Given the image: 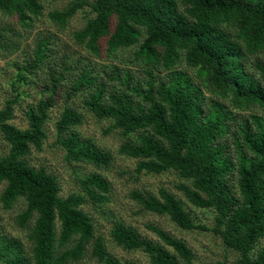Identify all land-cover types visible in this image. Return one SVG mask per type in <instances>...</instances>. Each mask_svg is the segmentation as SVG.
I'll return each mask as SVG.
<instances>
[{"label":"trees","instance_id":"16d2710c","mask_svg":"<svg viewBox=\"0 0 264 264\" xmlns=\"http://www.w3.org/2000/svg\"><path fill=\"white\" fill-rule=\"evenodd\" d=\"M84 7L92 17L73 32V42L97 58L102 50L110 57L136 48L145 78L134 82L128 71L122 78L113 67L107 78L118 85L108 86L84 66L67 99L85 93L83 107L119 131L117 153L137 160L136 174L174 172L184 199L213 212L208 230L238 254L236 264H264V0H74L48 18L63 29ZM41 12L38 0H0V14L15 16L25 27ZM46 45L40 43L32 61L18 68V84H29L27 74L45 60ZM61 80L50 74V83L42 86L46 95L23 113L25 129L9 123L17 91L0 109V134L8 145L0 155L5 183L0 203L9 211L22 201L14 223L27 241L0 231V264H80L88 248L98 264H135L108 254L81 208L109 201L105 178L91 173L77 179L80 192L62 198L57 178L27 160L33 150H42ZM254 107L262 113L251 112ZM84 120L76 109L64 107L55 122L56 144L67 162L105 169L113 157L77 131ZM130 198L181 230H207L164 188L157 196L132 192ZM147 229L158 241L123 222L113 225L110 237L126 252L143 253L149 264H194L183 240L152 225Z\"/></svg>","mask_w":264,"mask_h":264},{"label":"rangeland","instance_id":"374dc122","mask_svg":"<svg viewBox=\"0 0 264 264\" xmlns=\"http://www.w3.org/2000/svg\"><path fill=\"white\" fill-rule=\"evenodd\" d=\"M72 1L74 0H38L42 6V12L32 21L30 27L22 26L15 16L0 14V109L3 108L7 99L14 97L16 91L19 93V102L14 106L13 118L9 123L19 129L27 128L23 115L26 107L36 106L39 100L46 95L42 92V86L50 83V74H53V78H62L60 89L55 96V103L49 110L48 120L44 127L46 139L42 150L31 152L27 159L29 164L35 168L43 167L57 178L60 187L59 196L62 198L72 192H80L76 181L88 174L98 173L108 181L110 184L109 201L101 207L87 203L81 208L93 221L95 236L103 240L108 254L120 261L149 264L143 253L126 252L114 245L110 230L117 222L134 227L151 241H158V239L147 229L148 225L158 227L171 236L183 240L193 253L194 264L214 262L236 264L238 254L226 249L220 238L208 230L213 225V212L195 208L184 199L182 193L176 188L182 181L174 172L168 171L157 175L136 174L134 168L137 160L120 156L117 153L123 140L119 131L109 130L110 121L96 119L83 107L82 100L85 93L67 99L66 95L72 81L84 66L92 67L95 71L93 75H97L102 81L108 83V86L118 85L117 80L107 78L108 75H112L113 67L119 70L122 78L125 71L129 72L134 82L145 78L141 62L135 60L136 48L118 51L115 56L110 57L106 56L102 50L100 57L97 58L73 42V32L81 29L87 18L92 17L88 7L78 10L63 29L50 21L48 13L63 10ZM86 1L92 2V0ZM42 42H46L48 49L44 55L45 60L36 66L31 75L27 74L28 85L18 84L16 82L18 68L32 61L36 47ZM184 69L192 74L189 69L185 67ZM64 107L76 109L84 116V123L77 131L83 137L91 138L99 148L113 157L107 168L101 169L87 163L67 162L64 159V151L56 144L55 139V122ZM252 111L262 113L257 107H254ZM248 112L240 113L246 115ZM7 151L8 145L0 134V155L6 154ZM4 186L5 183L0 182V194ZM160 188L168 190L180 199L185 209L190 211L195 220L207 230H181L166 216L143 211L136 201L130 198L132 192L157 196ZM23 209L22 201H18L9 211L4 210L0 203V231L27 245L25 231L19 229L14 223L15 215ZM260 243L258 242L257 247ZM80 264H98L90 257V248Z\"/></svg>","mask_w":264,"mask_h":264}]
</instances>
